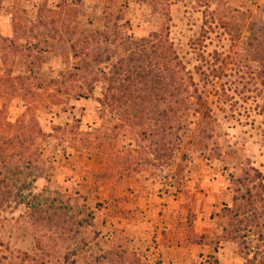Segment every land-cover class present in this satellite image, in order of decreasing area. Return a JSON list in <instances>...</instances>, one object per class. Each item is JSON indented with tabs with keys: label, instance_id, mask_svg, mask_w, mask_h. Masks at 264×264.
<instances>
[{
	"label": "rangeland",
	"instance_id": "obj_1",
	"mask_svg": "<svg viewBox=\"0 0 264 264\" xmlns=\"http://www.w3.org/2000/svg\"><path fill=\"white\" fill-rule=\"evenodd\" d=\"M8 15L13 35L5 39ZM224 16L243 28L236 40L217 25ZM249 23L264 25V0H0V143L3 150L22 146L12 154L15 178L73 218L61 224L47 221L48 213L31 216L24 205L0 207V264H198L210 255L218 264H243L236 245L222 238L220 212L231 206L244 171L257 170L264 185V87L247 46ZM96 30L107 34L102 60L125 56L123 43L152 34L162 49L168 35L186 72L182 99L193 102L195 86L208 109L203 149L191 144L194 107L183 106L181 126L173 125L178 151L155 157L166 141L162 124L154 125L157 137L142 138L152 121L141 129L124 121L125 112H100L102 83L86 99L74 97L83 91L67 77L69 46ZM80 134L99 135L116 156L112 178Z\"/></svg>",
	"mask_w": 264,
	"mask_h": 264
},
{
	"label": "trees",
	"instance_id": "obj_2",
	"mask_svg": "<svg viewBox=\"0 0 264 264\" xmlns=\"http://www.w3.org/2000/svg\"><path fill=\"white\" fill-rule=\"evenodd\" d=\"M229 20H233V17H218L216 22L225 34L236 40L243 28L241 25H234V22ZM245 30L249 37L247 46L252 60L256 64L257 77L264 87V25L258 27L249 23ZM105 37L107 38L105 32L101 33L96 30L86 35L82 34L80 38L70 43L69 53L74 63L68 71L67 77L72 83L81 84L79 89L83 91L74 97L86 99L93 93L96 84L102 83L103 93L96 100L97 109L100 112L104 109L119 113L125 112L130 116L126 115L124 121L130 122L131 125V120H136L141 129L148 121H152L153 124L151 123L148 130H141L142 138L157 137L159 130L153 134L152 131L156 125L162 124L160 132L165 135L166 141L154 150L155 157H157V150H160L163 156L164 153H167V157H172L178 151V146L172 140L173 125L178 122L181 126V118L178 113L183 109V106L184 108L194 107L193 112L198 114V121L194 124L198 129L196 134L191 136V144L203 149L206 140L210 139L204 134L205 131L201 130L211 120L209 114L204 112L208 109H206L202 98L196 94L198 90L194 88L195 86H191L195 100L187 103V98L183 97L182 99V95L188 93L182 77L186 72L168 41V35L163 36L164 46L162 49L161 36L158 34H152L149 38L141 39L139 42L131 41V38L130 41L123 43L122 51L125 56L119 54L120 56L115 60H110L114 54L102 60L103 54L100 51L99 43H101L100 38L106 40ZM148 48H150L149 54L147 53ZM102 63L110 64L107 69L99 68ZM221 69L222 64L214 71L217 72ZM196 73L201 75L200 69L197 68ZM128 118L130 121L127 120ZM59 131L63 136L71 134L65 129ZM39 135L43 136L40 129ZM78 139L82 147L92 148L103 155L105 159L103 170L108 178H112L115 162L113 158L116 156L104 149L99 135L80 134ZM181 139L182 137L177 138L180 142ZM4 145V143H0V168L4 171L7 167L8 169L5 173L0 170V173H4L0 174V207L15 203L24 205L30 211L31 216L35 214L42 216L48 213L47 221H61V224L71 222L73 218L68 217L65 207L56 205V199L50 200L48 203L46 200L42 203L39 195L31 193V186L28 182L15 178L18 168L12 164L14 159L12 154L22 146L11 143L3 150ZM128 162L126 161L124 164L126 170L129 168ZM14 170L16 171L13 172ZM103 170L93 172V179H98ZM38 178H42V176L38 174ZM261 178L260 173L254 168L244 171L242 177L234 180L236 188L231 206H224L220 212L221 217L226 220V225L222 227V238L236 245L238 252L243 256V264H264V185ZM62 215L65 218L62 219ZM83 222L86 226L90 225L88 219ZM54 225L58 226V224ZM198 264H218V260L215 256L210 255L201 259Z\"/></svg>",
	"mask_w": 264,
	"mask_h": 264
},
{
	"label": "crops",
	"instance_id": "obj_3",
	"mask_svg": "<svg viewBox=\"0 0 264 264\" xmlns=\"http://www.w3.org/2000/svg\"><path fill=\"white\" fill-rule=\"evenodd\" d=\"M2 36L5 39L11 38L13 35V25H12V18L11 15L6 16V20L4 21L3 28H2ZM0 60H2L0 56Z\"/></svg>",
	"mask_w": 264,
	"mask_h": 264
}]
</instances>
